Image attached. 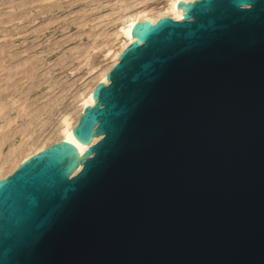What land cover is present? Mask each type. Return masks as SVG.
Listing matches in <instances>:
<instances>
[{
    "label": "water",
    "instance_id": "obj_1",
    "mask_svg": "<svg viewBox=\"0 0 264 264\" xmlns=\"http://www.w3.org/2000/svg\"><path fill=\"white\" fill-rule=\"evenodd\" d=\"M179 8L97 84L84 157L60 141L0 179V264H264V0Z\"/></svg>",
    "mask_w": 264,
    "mask_h": 264
},
{
    "label": "rangeland",
    "instance_id": "obj_2",
    "mask_svg": "<svg viewBox=\"0 0 264 264\" xmlns=\"http://www.w3.org/2000/svg\"><path fill=\"white\" fill-rule=\"evenodd\" d=\"M163 1L168 0H0V19L14 12L21 17L8 25L17 23L21 27L22 38L17 43L23 51L22 58L28 57L33 50V61L35 59L36 65H40L38 70L34 68L36 75L31 71L20 82L23 106H27L21 123L28 120V114H33L32 110L38 104L47 107L38 121L40 124H28L32 131L21 133L17 143L20 144L23 137H30L28 144L34 139L39 142L49 139L52 143L56 139L53 132L62 122L63 115L79 107L80 95L85 94L89 84L95 86L98 83V74L88 70L93 64L100 72L102 58H91L93 54L106 51L112 43L120 41L115 33L129 13ZM50 5H54L53 10L48 9ZM43 6L48 13L34 22L25 23V15L29 16L30 10L24 15L21 11L31 7L32 14H36L45 8Z\"/></svg>",
    "mask_w": 264,
    "mask_h": 264
},
{
    "label": "bare ground",
    "instance_id": "obj_3",
    "mask_svg": "<svg viewBox=\"0 0 264 264\" xmlns=\"http://www.w3.org/2000/svg\"><path fill=\"white\" fill-rule=\"evenodd\" d=\"M180 1L181 0H168L165 2L163 1L160 4H149L144 6L142 9L134 10L132 13H129L126 17H124L120 28H118L115 33L117 39L121 38L120 41L114 42L112 45L110 44L111 46L106 51L93 54L91 57L94 58L99 56L102 58V62H105L104 64L101 62L102 68L100 72L97 69V65L94 66L90 63L91 66L88 72H96L98 74L96 77L98 80L97 84H108L110 82L108 79V74L116 65V63H118L122 52L131 43L138 40L137 35H132L134 26L137 23L151 21L152 24H155L163 17H171L175 20H183L186 10L184 11L183 8L178 9V3ZM183 1L186 4L195 0ZM60 5L61 4L58 6ZM49 7L48 9L53 10L52 7H54V5H50ZM45 8L39 9L40 12H37L36 14H32L33 9H31V7L29 9L25 8V10L21 11L20 13L24 15L28 10H30V12L27 13L30 18L29 16L25 15V18H27L25 19V23H29L34 22L44 13H48L47 8ZM14 13L10 14L6 18L1 17L0 19V179L7 178L23 162L35 154L45 150L51 144L60 141L70 142L76 146L79 153V158H82L90 146L98 142L101 138V136L93 137L92 140L87 144L80 141L74 134V128L77 126L86 107L93 106L97 101L94 98V90L97 85L89 86V84L85 94L82 93L80 95L79 107L77 106L73 109V111L66 112V114L63 115L62 122L59 123V126L55 129V132H53L56 136V139L52 141V143L49 139L42 140L41 142L34 139L32 140L31 144H28L30 137L29 139H27L28 137H23L21 143H17L18 136H20L21 133H29L32 131V128L28 126V124H31L32 126H37L40 124L38 121H40V117L45 111L44 109L47 107H43L38 104L32 110L33 114H28V120L21 123L20 118L22 117V114L24 115L27 113V106H23L25 101H22V85L20 82L23 77H28V74L32 73L31 71L34 72L33 75H36V71L34 70H38L37 68H39L40 65H36L37 61L35 59L33 61L34 57L31 56L34 54L33 50H30L33 54L29 53L28 57H24L25 59L22 58L23 51L17 43L22 38L20 37L21 30H19L21 27L17 23L13 24L14 26L8 25V23L13 22L16 17L21 20V17L16 16L17 14ZM22 28H24V26ZM91 58H89L88 61L91 60ZM25 60H27V62H25ZM38 77L40 78V76ZM32 134H30V136ZM29 145H31V148ZM81 168L82 165L80 164L74 170L73 174H76Z\"/></svg>",
    "mask_w": 264,
    "mask_h": 264
}]
</instances>
